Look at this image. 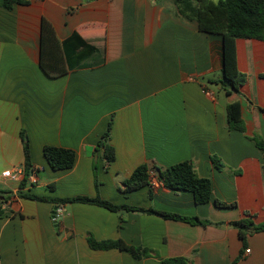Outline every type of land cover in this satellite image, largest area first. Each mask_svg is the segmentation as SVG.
I'll return each mask as SVG.
<instances>
[{"label": "crops", "instance_id": "crops-1", "mask_svg": "<svg viewBox=\"0 0 264 264\" xmlns=\"http://www.w3.org/2000/svg\"><path fill=\"white\" fill-rule=\"evenodd\" d=\"M176 2L31 0L11 11L0 5V190L10 193L0 217V264H165L160 259L176 258L264 264V232L247 236L245 248L230 225L264 222V153L253 141L264 142V41L237 40L238 69L247 82L239 94L227 95L218 83L222 36L201 32L179 15ZM44 19L66 71L58 78L41 68ZM234 103L241 104L245 133L228 129L227 107ZM110 124L116 158L107 163L104 149L95 150ZM23 132L33 165L24 188L25 172L18 181L3 177L25 167ZM46 146L74 150L75 166L53 171ZM151 161L163 168L191 162L199 177L211 180L213 199L236 207L197 205L193 194L156 178L125 192L124 182ZM21 192L99 197L211 225L83 203L62 205L56 225V205L20 198ZM88 237L147 248L160 259L94 250Z\"/></svg>", "mask_w": 264, "mask_h": 264}, {"label": "trees", "instance_id": "trees-1", "mask_svg": "<svg viewBox=\"0 0 264 264\" xmlns=\"http://www.w3.org/2000/svg\"><path fill=\"white\" fill-rule=\"evenodd\" d=\"M92 1V0H87ZM29 4L26 0H1L0 5L11 11L17 5ZM178 13L185 19L196 22L201 32L212 35H219L223 38V78L218 82L227 95L240 93L241 88L247 82L246 75L240 73L237 61V40L239 39H256L264 41V0H177ZM42 57L41 68L51 78L63 76L66 71L61 67V60L56 55L57 42L53 26L46 19L42 22ZM54 39V41H53ZM264 114V109H260ZM227 126L230 131H240L245 133V125L242 119L241 104L234 103L227 107ZM112 125L110 124L107 131L99 141L95 153L99 148L104 149V158L107 163L115 161V149L109 145ZM25 151V167L22 187L26 183L32 172V159L29 141L26 133H22ZM258 148L264 153V142L260 137H254ZM45 158L53 171H63L72 169L75 166L76 153L72 149L60 148L55 146H46L44 148ZM96 156V154H95ZM213 163L217 169H224L225 165L218 157H213ZM98 165L94 163V174L98 177ZM153 178H156L166 188L175 191L189 192L193 194L197 205L209 204L215 202L219 208H235L236 204H226L213 199L212 182L209 179L198 176L194 165L191 162H182L168 168L158 166L155 161L139 166L132 176L124 182L125 192H134L143 187L150 186ZM97 182V181H96ZM10 193L0 190V217L4 214L2 205L9 198ZM20 198L48 202L56 205L83 203L96 205L106 208L113 212L120 210L140 212L143 214L156 215L164 219L179 220L191 224L202 226L211 225L210 222L202 221L199 218L184 217L174 213H168L155 209H145L141 207L117 206L101 198L76 197L69 199H56L32 194H19ZM55 220V217H54ZM55 224L58 225L57 220ZM239 230L241 239L244 241L246 248V238L254 233L264 232V222L256 225L252 219H244L230 224ZM58 227V226H57ZM89 245L94 250L119 249L130 253L135 259L159 255L154 251L134 247L125 244L122 241H105L97 242L94 238L88 237ZM165 264H189L186 259H160ZM236 260L233 264H237Z\"/></svg>", "mask_w": 264, "mask_h": 264}, {"label": "built area", "instance_id": "built-area-1", "mask_svg": "<svg viewBox=\"0 0 264 264\" xmlns=\"http://www.w3.org/2000/svg\"><path fill=\"white\" fill-rule=\"evenodd\" d=\"M26 1L30 2L31 0H26ZM23 174H24V168L13 169L4 172L3 177L14 181H18ZM64 213H65L64 207L62 205L58 206L55 210V220H58L60 217H62ZM247 253H250V251H247Z\"/></svg>", "mask_w": 264, "mask_h": 264}, {"label": "water", "instance_id": "water-1", "mask_svg": "<svg viewBox=\"0 0 264 264\" xmlns=\"http://www.w3.org/2000/svg\"><path fill=\"white\" fill-rule=\"evenodd\" d=\"M54 217H55V213H54Z\"/></svg>", "mask_w": 264, "mask_h": 264}, {"label": "rangeland", "instance_id": "rangeland-1", "mask_svg": "<svg viewBox=\"0 0 264 264\" xmlns=\"http://www.w3.org/2000/svg\"><path fill=\"white\" fill-rule=\"evenodd\" d=\"M216 1H219V0H216Z\"/></svg>", "mask_w": 264, "mask_h": 264}]
</instances>
